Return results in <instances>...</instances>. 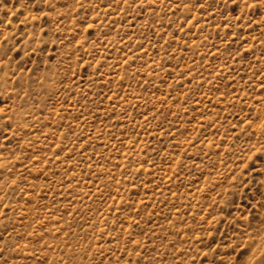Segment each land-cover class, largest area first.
<instances>
[{"label": "rangeland", "instance_id": "rangeland-1", "mask_svg": "<svg viewBox=\"0 0 264 264\" xmlns=\"http://www.w3.org/2000/svg\"><path fill=\"white\" fill-rule=\"evenodd\" d=\"M0 264H264V0H0Z\"/></svg>", "mask_w": 264, "mask_h": 264}]
</instances>
